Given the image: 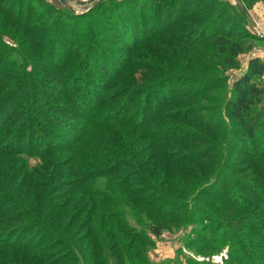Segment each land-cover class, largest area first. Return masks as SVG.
<instances>
[{"label": "rangeland", "instance_id": "obj_1", "mask_svg": "<svg viewBox=\"0 0 264 264\" xmlns=\"http://www.w3.org/2000/svg\"><path fill=\"white\" fill-rule=\"evenodd\" d=\"M7 1L18 7L19 0ZM38 1L40 4L34 3L33 6L34 22L37 17L45 16L43 20L61 18L64 22L75 23L73 15H87L99 3L124 0ZM145 1L149 8L156 9L159 5L153 4L152 0ZM211 1L216 3L217 13L209 17L217 18L218 12L224 10V16L239 23L240 31L250 37L243 39L249 41L253 49L238 58V69H231L225 63L212 40L202 44L196 39L186 46L182 36L177 37L181 33L191 34L194 25L200 28L207 23L204 19L194 20L193 23L187 21L182 28L164 35L160 32L167 28L169 20L154 33L140 35L138 42H132L131 37L113 40L104 37L109 41L102 45L107 54L95 55V67L101 69L104 63L102 57H105L114 70L100 75L101 81H104L102 85L110 91L104 95L103 90L98 100L124 88L145 90L134 95L125 106L123 115L130 125L111 126L103 132L93 131L89 119L98 112V103L89 100L93 93L101 91L96 88V83L83 93L80 89L82 81L73 80L70 84L73 93L63 97L64 94L52 90L58 88L56 77L40 64L32 68L28 62L32 79L45 80L39 103L35 109L32 108L34 104L31 106L32 117L28 119L29 125L39 127L42 139L27 145L28 150L15 153L14 158H6L0 149V181L13 188L18 196L20 191H28L27 197L22 199L28 207L32 205L36 208L31 200L36 195L41 196V187L38 185L28 190L31 177L47 181L54 174L52 183L60 190L52 195L54 198L58 196V207L65 209L64 217L57 222L58 225L63 224L60 233L68 245L55 241L59 249L43 253H62L61 260L68 255L61 264H264V210L252 206L254 202L264 203V195H257L259 190L256 186L261 188L262 181L257 179L259 174L255 171L262 162L260 156L264 150V137L257 140L255 151L259 154L258 160L253 161L249 156L236 153L237 145L247 152H250L251 145L244 147V140L237 134L242 129L229 119L228 109L233 85L247 73L249 62L253 59L264 61V0L252 1L249 7L244 0ZM27 2L29 0L23 1V8ZM178 8L188 13L197 10V7ZM204 8L200 10L204 11ZM205 15L206 12L203 17ZM5 18L0 12V35L10 48L11 57L20 60L15 52L22 49L19 45L20 40H24V31ZM133 21L137 23L136 18ZM227 26L224 23L223 30ZM205 36H210V33ZM90 66L84 71L92 77ZM115 73H120L121 77H114ZM261 81L264 82V79ZM155 96L158 105L152 106L148 112L153 122L149 130L140 129L141 118L149 110V103H155ZM79 98L86 99L89 105L81 103ZM134 98L137 100L134 101ZM121 101L115 105L107 104L102 111L106 115L115 112L121 104H125ZM163 103L165 105L161 106ZM57 107L67 113H58L55 111ZM52 113L74 123L81 118L77 126L83 130L78 128V137L82 133L85 138L87 131H93L107 140L110 150L104 152L110 158L107 156L97 162L103 166L132 164L130 169L119 170L118 177L97 176L88 181L83 178L85 187L74 189V178L69 172L72 169L71 156L67 153L58 156L55 151L57 147L61 151L66 144L73 145L72 140L69 137L65 139L62 129L55 128L54 123L46 120ZM38 117H41L40 120ZM37 146H48L46 150L53 153L51 159L59 163L56 171L53 168L55 173L48 169L50 157L41 156L43 152ZM120 176L131 188L127 184H119ZM0 186L3 187V184L0 183ZM68 195H71L70 198ZM88 198L106 199V203L99 209L94 207L92 211ZM248 201L251 203L248 204ZM0 204L2 208V198ZM8 206L3 209L17 206L16 200ZM257 210L261 213H256ZM6 214L11 216L15 211ZM23 222L25 225L26 221ZM241 223L251 225L244 227ZM22 224L15 222L6 226ZM38 228L34 226L27 238H34ZM157 229L160 236L155 233ZM243 247L245 251L241 249ZM0 254H3L0 264L5 263L4 259L9 264L20 261L18 254L11 251L0 249Z\"/></svg>", "mask_w": 264, "mask_h": 264}, {"label": "trees", "instance_id": "obj_2", "mask_svg": "<svg viewBox=\"0 0 264 264\" xmlns=\"http://www.w3.org/2000/svg\"><path fill=\"white\" fill-rule=\"evenodd\" d=\"M23 1L25 0H19L18 7H15L7 0H0V12L20 30L22 29L24 31L22 36L24 40H20L19 45L22 49L15 52L18 54L20 60H15L11 57L10 52H8L10 48L4 43L3 37L0 35V149L5 153L6 158H14L15 153L28 150L27 145L38 143L42 139L40 138L42 133L39 127L37 125H29L28 119L30 116L32 117L31 106L34 104L32 108L35 109L39 103L41 92L45 88V80L43 78L32 79V75L28 70V62L32 68H37L38 64H40L45 71L52 73L58 83V88L52 90L64 94L63 97L69 95V93H73L70 87L73 80L80 79L82 81L80 89H82L83 93L87 92L93 83H96V88L101 89V91L99 90L100 93L97 92V94L91 93L92 97L89 101H96L98 103L96 106V111L98 112H95L96 115L89 119V125L93 131L96 129L103 132L111 126L130 125L127 122L128 119L123 115L125 106L132 101L134 95L145 92L144 89L142 90L140 88H124L115 94L107 95L104 99L98 100L103 90H105L104 95L105 92L108 93L110 91L109 88H104L105 85H102L104 81H101L100 75H106L108 71L113 69V66L111 67L105 57H102L104 62L102 68L95 67L97 56L104 55V53L105 55L107 54L102 48V45L104 42L109 43V41H106L104 37L106 39L110 38L111 40H113L112 38L129 39L131 37L132 42H138L140 35L155 32L158 28L162 27L164 22L169 20L170 24L166 29L161 30L160 33L165 35L169 31L182 28L183 24L187 21L193 23L194 20L204 19L207 23L200 28L194 25L191 34L181 33L177 37L182 36L181 39L185 42L186 46L196 39L202 44H207L212 40V44L219 48V52L223 55L225 63L231 69H238V58L246 51L253 49L250 42H246L247 40L243 39H250L249 35L247 33L243 34L240 31L239 23H235L229 17L224 16V10L218 12L219 15H217V18L209 17L213 13H217L215 11L216 3L211 0H152L153 4L158 5L159 3L156 9L149 8L145 0L103 2L95 6L87 15H73L75 23L64 22L61 18H53L50 21L43 20L45 16H42L43 18H40V16L37 17L38 20L34 22L33 6L34 3L39 5L40 2L38 0H29L26 7L23 8ZM142 1H145L147 4ZM252 1L255 0H244V3L249 7ZM178 7L181 9L197 7V10L194 9L193 12L189 13L187 10L181 12ZM201 7H205V10L201 11ZM49 10L53 9L49 8ZM205 12L206 15L203 17V13ZM173 17L176 18L174 19ZM133 18H136L137 23H134ZM41 20L45 22L40 23L39 21ZM224 23H227L229 26L223 30L222 26ZM205 33H210V36L206 37ZM27 46L28 48H26ZM95 55L97 56L95 57ZM199 61L202 62V59ZM89 66L92 69V73H90L92 77L84 71ZM67 69L69 70L68 72L66 71ZM116 76L117 78L121 77L120 73H115L114 77ZM81 78L88 79L84 81ZM261 79H264V61L253 59L249 62L247 73L234 83L232 101L228 103L229 119L239 127L238 129H242L237 134L244 140V147H248L246 146L247 144L251 145L249 147L251 149L250 152L243 150L242 146L240 148L239 145H237L235 151L241 155L251 157L253 161L258 160L259 156L258 152L255 151L257 140L264 137V132H262L264 131V82ZM104 95L102 96L104 97ZM148 97L150 98V95ZM79 99L81 103L89 105L86 99ZM79 99H77V102ZM136 100L137 98H134V101ZM118 101H125V104H121L117 109L118 111L116 110L107 115L104 114L105 112L102 110L107 104L115 105ZM153 101L155 103H149L148 111L145 108L147 112L141 118L142 124L139 125L140 129L145 128L149 130L148 128L153 122L148 112H150L152 106L158 105L157 96L153 98ZM163 105L165 103L161 104V106ZM45 106L48 105L46 104ZM56 110L58 113H67L62 108L57 107L55 108ZM40 118L38 117V120ZM46 120L50 124L54 123L53 126L55 128H61L64 133H62V136H66L65 139L69 137L72 140L73 145L66 144L65 149L60 151V147H57L55 151L58 156L62 153L70 154L72 162L70 166H72V169L69 172L72 173V177L74 178V189L78 190V188L83 189L85 187L83 186V178H86L88 181L97 176H105L107 178L118 177L119 170L123 168L129 170L132 166V164L118 163L109 165V167L108 164L103 166L100 162H97V160H104L102 158H106L109 155L104 151H108L110 148L107 146V140L101 139L102 136L96 135L93 131H87L85 138H83L85 134L82 133L79 137L77 136V131L79 129L83 130L77 126V123L81 122V118H78L74 123L67 118L63 119L58 114L52 113ZM109 121L112 122L108 123ZM38 125L41 126L40 121ZM37 147H39L40 152L46 153H41V156L45 158L50 157L48 165L49 171H56L59 163L51 159L53 153L46 150L48 146ZM260 158L262 162H260V166L256 167L255 171L259 174L257 179L262 181V189L259 186H256V189L259 190L257 195L259 196L261 194L263 196L264 150ZM42 176L45 177L44 175ZM31 179L32 182L29 184L28 190L38 185L41 187V196L36 195L31 200V203L37 205L36 208L32 205L31 208L28 207L27 203L23 201L27 197L28 191H20L18 196L12 191L13 188L4 185L5 183L0 181L3 184V187L0 186V198L3 199L2 208L0 204V249L18 254L20 261L14 264H61L62 260H65L68 255L61 260L62 253L57 255L43 253L44 251L58 250L59 244L55 241L68 245L67 240H64L60 233V227L63 224L61 222L58 225L57 222L60 218L64 217L63 211L65 209L58 207L59 205L56 202L58 196L55 195L54 198V195H52L56 190L59 191L60 188L52 183L55 179L54 174L53 178L49 176L47 181L34 177H31ZM118 179L120 185L125 186L127 184L124 177L120 176ZM127 187L131 188V185L127 184ZM249 195L254 196L253 194ZM68 196L70 198L71 195ZM97 199L93 200L92 198H88L92 211L94 207L99 209L106 203V199ZM14 200H16L17 206L3 209L8 205L11 206V202ZM159 201L163 200L159 199ZM250 203L251 201H248V204ZM252 206L255 209L264 210V203L261 201L254 202ZM13 211H15L14 215L6 216L7 212L13 213ZM256 213L261 212L257 210ZM153 214L156 215L154 212ZM253 214L255 215V213ZM23 221H26L25 225ZM249 221L255 223L254 220ZM15 222L23 223L22 225L24 226H6ZM3 223L5 224L2 225ZM241 224L244 227L251 225L248 223ZM255 225H258V223L256 222ZM29 226H32V228H29ZM34 226H39L37 235L34 238H27ZM254 229L257 231V227H254ZM16 233L18 234L15 237L14 235ZM155 233L157 236L161 235L158 229L155 230ZM241 249L245 251L244 247ZM0 255V259H3V254ZM12 260L16 261L14 259ZM2 261L5 262L4 264H9L5 259Z\"/></svg>", "mask_w": 264, "mask_h": 264}]
</instances>
